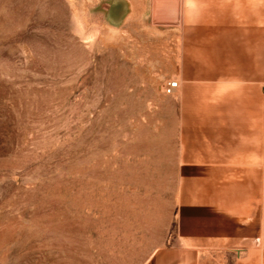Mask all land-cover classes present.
<instances>
[{"label":"rangeland","instance_id":"rangeland-1","mask_svg":"<svg viewBox=\"0 0 264 264\" xmlns=\"http://www.w3.org/2000/svg\"><path fill=\"white\" fill-rule=\"evenodd\" d=\"M187 6L0 0V264H260L264 14L248 80L184 82Z\"/></svg>","mask_w":264,"mask_h":264},{"label":"crops","instance_id":"crops-1","mask_svg":"<svg viewBox=\"0 0 264 264\" xmlns=\"http://www.w3.org/2000/svg\"><path fill=\"white\" fill-rule=\"evenodd\" d=\"M182 1L185 4H196V10L193 11H190L189 6L185 7L184 82L235 83L248 80L245 77L249 75L250 62L246 65L248 69L243 68L244 72L239 74L238 61L242 57L255 60V56L247 58L243 55L245 44H256L254 49L262 45L264 0ZM191 17L195 21H188ZM185 19L188 25H185ZM255 55L260 60L261 54L256 52ZM214 67L218 69L216 73L210 71ZM211 73L216 78H206ZM247 258L245 264H255L251 260V253H248ZM260 264H264V252L260 256Z\"/></svg>","mask_w":264,"mask_h":264},{"label":"built area","instance_id":"built-area-1","mask_svg":"<svg viewBox=\"0 0 264 264\" xmlns=\"http://www.w3.org/2000/svg\"><path fill=\"white\" fill-rule=\"evenodd\" d=\"M178 89V81H167L162 87L163 93L168 96L173 95Z\"/></svg>","mask_w":264,"mask_h":264}]
</instances>
